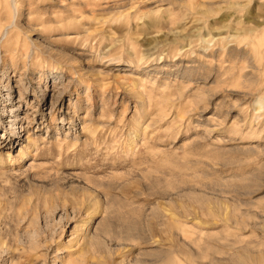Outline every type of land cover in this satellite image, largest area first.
<instances>
[{"label": "rangeland", "instance_id": "1", "mask_svg": "<svg viewBox=\"0 0 264 264\" xmlns=\"http://www.w3.org/2000/svg\"><path fill=\"white\" fill-rule=\"evenodd\" d=\"M0 264H264V0H0Z\"/></svg>", "mask_w": 264, "mask_h": 264}]
</instances>
